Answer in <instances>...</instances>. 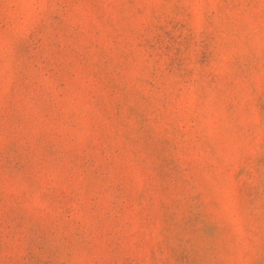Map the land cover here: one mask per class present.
Instances as JSON below:
<instances>
[{"label": "rangeland", "instance_id": "obj_1", "mask_svg": "<svg viewBox=\"0 0 264 264\" xmlns=\"http://www.w3.org/2000/svg\"><path fill=\"white\" fill-rule=\"evenodd\" d=\"M0 264H264V0H0Z\"/></svg>", "mask_w": 264, "mask_h": 264}]
</instances>
